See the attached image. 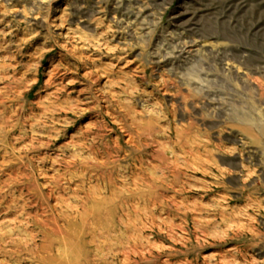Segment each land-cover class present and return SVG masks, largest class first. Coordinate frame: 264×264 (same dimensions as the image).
<instances>
[{
  "label": "rangeland",
  "instance_id": "obj_1",
  "mask_svg": "<svg viewBox=\"0 0 264 264\" xmlns=\"http://www.w3.org/2000/svg\"><path fill=\"white\" fill-rule=\"evenodd\" d=\"M0 264H264V0H0Z\"/></svg>",
  "mask_w": 264,
  "mask_h": 264
}]
</instances>
